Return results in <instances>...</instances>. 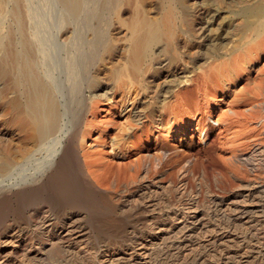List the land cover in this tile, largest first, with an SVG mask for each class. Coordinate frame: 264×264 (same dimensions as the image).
Returning <instances> with one entry per match:
<instances>
[{"label": "rangeland", "instance_id": "rangeland-1", "mask_svg": "<svg viewBox=\"0 0 264 264\" xmlns=\"http://www.w3.org/2000/svg\"><path fill=\"white\" fill-rule=\"evenodd\" d=\"M248 1L175 0L172 19L165 20L166 0H82L84 11L78 21L69 23L58 0H0V57L4 45L11 42V52L20 56L26 52L39 76L33 74L45 84L50 81L49 90L62 103L75 110L86 106L87 111L76 140L77 153L70 154L57 171L48 169L55 142L36 147L26 139L17 110L10 104L21 97L12 84L14 72L10 69L0 76V154L10 149L16 155L22 147L33 151L10 172L0 174V264H264V158L260 155L264 152V45L257 46L260 37L243 27L239 14L243 7L257 5L262 14L258 20L264 21V0ZM15 7L22 31L12 14ZM139 18L158 20L166 29L151 48L146 74L136 80L138 75L127 60ZM246 33L251 37L241 43L249 37ZM167 35L170 44L165 42ZM21 40L26 43L23 47L17 45ZM232 55L236 60L241 56L240 60L235 62ZM67 57L78 60L75 91L70 88L69 77L75 74L67 75ZM212 71L217 73L211 77ZM83 76L94 77L100 85L89 88ZM94 93L101 96L91 97ZM94 102L99 108L95 116ZM242 111L255 116L253 122L238 113ZM246 121L251 123L249 130ZM254 126L260 129L255 131ZM240 130L246 135H237ZM252 133L263 136L253 134L256 142L261 139L260 146V141H250ZM235 137H243L236 139L241 144L232 140ZM256 147L260 154L251 152ZM245 154L252 157L247 161ZM78 162L86 172L91 163L100 165L90 184L80 177Z\"/></svg>", "mask_w": 264, "mask_h": 264}, {"label": "bare ground", "instance_id": "bare-ground-1", "mask_svg": "<svg viewBox=\"0 0 264 264\" xmlns=\"http://www.w3.org/2000/svg\"><path fill=\"white\" fill-rule=\"evenodd\" d=\"M51 1V0H50ZM248 1V0H247ZM253 1V0H252ZM255 1V0H254ZM261 1V0H260ZM53 2V1H52ZM55 2V1H54ZM58 2L61 4V8H63V10L65 11V13L67 14V18H68V21H69V19H70V22L69 23H72L71 22V20H73V19H76L77 17L79 18L80 16H79V14H81L83 11H84V6L85 5H83V2H82V0H58ZM117 2V1H116ZM120 2V1H119ZM127 2V1H126ZM164 2V1H163ZM259 2V1H258ZM2 3V2H1ZM58 3V4H59ZM105 3V2H104ZM115 3V2H114ZM121 3V2H120ZM130 3V2H129ZM174 3H175V0H166V5L164 6V7H166V13H165V20H168V18H171L172 16H173V14H174V8H173V5H174ZM177 3H179V2H177ZM248 3H249V1H248ZM251 3V2H250ZM249 3V4H250ZM255 3H257V2H255ZM254 3V4H255ZM3 4V3H2ZM106 4V3H105ZM116 4V3H115ZM123 4V3H122ZM185 4V3H184ZM243 4V3H242ZM247 4V3H246ZM257 4H260V3H257ZM262 4H264V2H262ZM114 5V4H113ZM134 5V4H133ZM178 5V4H177ZM176 6V5H175ZM179 6H181L180 5V3H179ZM107 7H108V5H107ZM126 7V6H125ZM134 7V6H133ZM132 7V9L134 10V8ZM136 7H138V6H136ZM162 7V6H161ZM176 7H178V6H176ZM263 7V6H262ZM112 8V7H111ZM113 8H114V6H113ZM141 8V7H140ZM163 8V7H162ZM259 8H261V7H258L257 5H255V6H247V7H243L242 8V10H241V12L239 13L240 14V16L244 19V25H243V27H249L250 29L252 28V30H253V33H254V35L255 36H258V38L260 37H262L263 39H264V21H262V22H259V20H258V18L262 15L261 14V9H259ZM108 9V8H107ZM164 9V8H163ZM182 9V8H181ZM186 10V9H185ZM111 12H113V10H110ZM25 12H26V10H25ZM164 12H165V10H164ZM175 12H176V10H175ZM1 13V12H0ZM113 13H115V10H114V12ZM163 13V12H162ZM13 17H14V20H15V22H16V25L18 26V29L20 30V31H22L23 29H21L22 27L20 26V24H19V22H20V12H19V10H18V8L17 7H15L14 9H13ZM22 14H23V12H22ZM131 14H133V13H131ZM176 14V13H175ZM178 14V13H177ZM84 15V14H83ZM138 15H139V13H138ZM143 15V14H142ZM2 15L0 14V17H1ZM21 17H22V15H21ZM66 17V16H65ZM93 17V16H92ZM139 17V16H138ZM160 17H162V15L160 16ZM180 17V16H179ZM61 18V17H60ZM78 18L76 19V21H78ZM81 18H83L84 19V17H81ZM132 18H134V17H132ZM136 18V17H135ZM144 18V17H143ZM140 19L141 20V22H140V26L136 29V30H134L133 31V36H132V43H131V48L129 49L130 51H129V57H128V62H129V65H130V67H131V70H132V72L135 74L136 73V75H138V77H136V80H137V78L138 79H140L141 77L140 76H142L144 73H145V70L144 69H146V67L147 66H149V65H147V64H149V61L150 60H152L151 59V48H152V46L156 43V42H158V40H160V34H161V31L162 30H164V29H166L165 27L163 28V26H162V24L160 23V21H149V20H147V19ZM146 18V17H145ZM149 18V17H148ZM241 18V20H243ZM253 18V19H252ZM261 18V17H260ZM137 19V18H136ZM135 19V20H136ZM156 19V18H155ZM172 19V18H171ZM264 19V18H263ZM22 20V19H21ZM81 20V19H80ZM134 20V21H135ZM251 20V21H250ZM0 21H1V19H0ZM82 21V20H81ZM133 21V20H132ZM177 21H178V19H177ZM241 22V21H240ZM243 22V21H242ZM86 23V22H85ZM169 23V22H168ZM167 23V24H168ZM177 23V22H176ZM182 23V22H181ZM78 24V23H77ZM132 24V23H131ZM75 25V24H74ZM79 25V24H78ZM240 25V24H239ZM253 25V26H252ZM71 26H72V24H71ZM80 26V25H79ZM85 26L87 27V25L85 24ZM169 26V25H168ZM170 27V26H169ZM74 28V27H73ZM171 28V27H170ZM173 28V27H172ZM171 28V29H172ZM241 28V27H240ZM248 28V29H249ZM167 29H168V31L167 32H170L169 31V28L167 27ZM75 30H76V27H75ZM176 30V29H175ZM174 30V31H175ZM244 30V29H243ZM77 31V30H76ZM76 31H73V32H76ZM92 31V30H91ZM95 32V31H94ZM165 32V31H164ZM172 32V31H171ZM243 31L241 30V33H242ZM250 32V31H249ZM1 33V32H0ZM79 33V32H78ZM80 33H81V31H80ZM251 33V32H250ZM97 34H98V32H97ZM168 35H169V33H167ZM173 34V33H172ZM247 35V37L249 36L248 35V33H246ZM80 35V34H79ZM163 35V34H162ZM167 35V36H168ZM175 35V34H174ZM239 35H241V34H239ZM251 35H253V34H251ZM22 36V35H21ZM98 36V35H97ZM165 36V35H164ZM170 36V35H169ZM167 37L168 38V40H165V42L166 41H169L170 40V37ZM179 36V35H178ZM74 37H76L75 35H74ZM171 37H172V35H171ZM251 36H249L248 38H244V40H242L241 41V43L243 42V41H247V40H245V39H249ZM27 38V37H26ZM25 38V39H26ZM79 38H82V37H79ZM93 38V37H92ZM259 38V40L257 41V40H255V41H257V42H260V44H257V46L258 45H264V42H262V41H260V40H262V38L260 39ZM1 39V38H0ZM23 39V38H22ZM85 39H87L88 40V38H85ZM164 39H166V37L164 38ZM173 39V38H172ZM171 39V40H172ZM71 40H72V38H71ZM78 40H80V39H78ZM93 40L95 41V39L93 38ZM175 40H176V38H175ZM26 41V40H25ZM38 41V40H37ZM75 41V40H74ZM81 41H82V39H81ZM16 42V41H15ZM71 42V41H70ZM73 42V41H72ZM77 42V41H76ZM78 42H80V41H78ZM86 42V44L88 43L87 41H85ZM90 42H91V40H90ZM53 43V42H52ZM67 43V42H66ZM92 43V42H91ZM166 43H168V42H166ZM172 43V42H171ZM239 43V42H238ZM249 43H251V42H249ZM262 43V44H261ZM11 42H8L6 45H4V50H5V53L0 57V76L2 75V76H4V75H8L9 74V72H10V69L14 72V75H13V79H11L12 80V84H13V86H14V88H15V90L17 91V93L22 97H20V98H15V99H13V101L10 103L12 106H14L15 108H16V113L15 114H17L18 115V117H19V119H20V124L24 127V129H25V135H26V139L27 140H29L30 142H31V144H32V142L34 143V144H32V145H34V146H36L37 147V145L39 146L41 143H48L49 142V144L50 143H53V142H55L54 144H56V147H54V153H52V156L50 157V158H52L51 159V161H50V163L48 164V166H47V168L49 169H53V170H55V171H57V169H59L61 166L60 165H62L65 161H66V159L67 158H69L68 156L70 155V154H72V153H74V152H76L77 153V151H76V140H77V138H79V130L81 129V127H80V125L82 126L83 125V123H82V120H84V115H85V112H87L86 111V106H81V107H79L78 109H74L73 107L71 108V105L69 106H67V105H65L64 103H62L60 100H59V97H57V95H55V91L54 92H51L50 90H52V89H50L49 90V86H47L48 84H47V82L49 83L50 81H46V84L44 83L45 81H43L41 78H39V77H37L36 76V72L35 71H33V66L35 65V64H33V62H31V58L29 59V57L27 56V53L25 52V53H22L21 55L22 56H20L19 55V53H17V52H14V51H12L11 52ZM26 43L24 42V41H18L17 42V45H20L21 47H23L24 45H25ZM48 44V43H47ZM50 44V43H49ZM80 44V43H79ZM95 44V43H94ZM168 44H170V43H168ZM173 44V43H172ZM254 44V43H253ZM252 44V45H253ZM71 45V44H70ZM89 45V44H88ZM97 45V44H96ZM107 45V44H106ZM250 45V44H249ZM247 45L246 44V46H248V47H251L252 45ZM255 45H256V42H255ZM44 46V45H43ZM59 46V45H58ZM91 46H92V44H91ZM94 46V45H93ZM239 46H242V44H240ZM239 46H237V47H239ZM254 46V45H253ZM252 46V47H253ZM26 47V46H25ZM65 47H66V45H65ZM71 46H69V48H70ZM161 47V46H160ZM164 47V46H163ZM162 47V48H163ZM248 47H245L246 49H248ZM27 48V47H26ZM51 48V47H50ZM80 48V47H79ZM78 48V49H79ZM84 48V47H83ZM86 48V47H85ZM169 48V47H168ZM236 48V47H235ZM244 48V49H245ZM263 48V47H262ZM10 49V50H9ZM68 49V48H67ZM66 49V50H67ZM71 49V48H70ZM233 49V48H232ZM245 49V50H246ZM22 50V49H21ZM47 50V49H46ZM71 50H73V48L71 49ZM81 49H79V51H80ZM8 51V52H7ZM10 51V52H9ZM27 51H29V50H27ZM156 51V50H155ZM74 52H76V51H74ZM108 52V51H107ZM218 52V51H217ZM228 52V51H227ZM231 52V51H230ZM233 52V51H232ZM237 52V51H236ZM251 52V51H250ZM260 52V51H259ZM73 53V52H72ZM80 53H81V51H80ZM241 53V52H240ZM247 53H248V51H247ZM246 53V54H247ZM38 54V53H37ZM51 54V53H50ZM64 54V53H63ZM71 54V53H70ZM69 54V55H70ZM83 54V53H82ZM233 54V53H232ZM236 54V53H235ZM239 54V53H238ZM238 54H236V56L238 55ZM251 54V53H250ZM249 54V55H250ZM30 55V54H29ZM98 55V54H97ZM154 55V54H153ZM240 55V54H239ZM248 55V54H247ZM254 55V54H253ZM253 55H252V57H253ZM256 55H257V53H256ZM256 55H254V57L256 56ZM34 56V55H33ZM52 56V55H51ZM67 56V55H66ZM96 56V55H95ZM233 56V55H232ZM232 56H231V58H232ZM235 56V55H234ZM233 56V57H234ZM244 56H245V53H244ZM244 56L242 57V58H244ZM31 57V56H30ZM71 57V56H70ZM84 57H86V56H84ZM90 57H91V54H90ZM99 57V56H98ZM241 57V56H240ZM240 57H239V60H240ZM18 58H19V60L21 59V64H19V62H18V64L19 65H16V62H17V60H18ZM33 58H35V57H33ZM32 58V60H34ZM68 58V57H67ZM73 58V57H72ZM69 59L68 58V62L66 63L67 65H66V69H67V75L68 76H70V75H73V73L75 74L74 76V78L72 79L71 77H69V81H70V88L71 89H73L74 91L76 90V84H75V81H76V76H80V75H77V73H75L76 72V67L78 66V60H73V59ZM125 58H127V57H125ZM238 58V57H237ZM241 58V60L243 61V59ZM246 58V57H245ZM81 59V58H80ZM153 59H154V57H153ZM157 59V58H156ZM226 59V58H225ZM224 59V60H225ZM233 59V58H232ZM234 59H235V57H234ZM233 59V60H234ZM8 60H10V61H8ZM46 60V59H45ZM215 60V59H214ZM239 60H234L235 62H237V61H239ZM66 61V60H65ZM118 61V60H117ZM116 61V62H117ZM219 61V60H218ZM217 61V62H218ZM9 62V63H8ZM39 62V61H38ZM38 62H37V64H38ZM90 62H91V59H90ZM127 62V63H128ZM155 62V61H154ZM215 62H216V60H215ZM235 62H232V63H235ZM247 61L245 60V63H246ZM153 63V62H152ZM224 63H226V61H224ZM224 63L222 64V65H224ZM240 63V62H239ZM244 63V62H243ZM243 63H241V64H243ZM248 63V62H247ZM45 64V63H44ZM56 64V63H55ZM61 64H62V62H61ZM82 64V63H81ZM92 64V63H91ZM97 64V66H98V63H96ZM156 64V63H155ZM214 64V63H213ZM231 64V63H230ZM264 64V63H263ZM63 65V64H62ZM80 65V64H79ZM112 65V64H111ZM219 65V64H218ZM217 65V63H216V66H215V68L216 67H219ZM226 65H227V63H226ZM226 65H224V66H226ZM238 65V64H237ZM236 65V66H237ZM244 66H246L245 64H243ZM44 66V65H43ZM84 66V65H83ZM92 66H93V68H94V64H92L91 65V68H92ZM123 66V65H122ZM213 66V65H212ZM231 66H232V64H231ZM236 66H234V68L236 67ZM264 66V65H263ZM100 67V66H99ZM98 67V68H99ZM103 67V66H102ZM214 67V66H213ZM213 67H211V68H213ZM233 67V66H232ZM241 67H243V66H241ZM36 68H37V66H36ZM39 68V67H38ZM97 68V67H96ZM220 68V67H219ZM222 68H223V66H222ZM227 68V67H226ZM225 68V69H226ZM247 67H245V69H246ZM118 69V68H117ZM117 69H115V70H113V71H116ZM153 69V68H152ZM221 69V68H220ZM227 69H231V67L229 68H227ZM226 69V70H227ZM237 69H239V67H237ZM248 69V68H247ZM260 69H263V67H260ZM47 70V69H46ZM46 70H45V72H46ZM75 70V71H74ZM121 70V69H120ZM119 70V71H120ZM210 70H212V69H210ZM214 70V69H213ZM232 70H233V68H232ZM258 70V69H257ZM38 71V70H37ZM79 71H81V70H79ZM112 71V72H113ZM119 71H116L117 73H119ZM129 71H130V69H129ZM155 71V70H154ZM216 71L217 72H219V70H217V68H216ZM216 71H212L211 73H212V75L211 74H209V75H211V77L213 76V72L215 73ZM247 71V70H246ZM251 71V70H250ZM36 73L35 75L33 74V73ZM60 72V71H59ZM86 72V71H85ZM89 72H91V71H89ZM121 72H122V70H121ZM120 72V73H121ZM131 72V71H130ZM216 72V73H217ZM225 72V71H224ZM227 72V71H226ZM231 72V71H230ZM233 72H235V70L233 71ZM41 73V72H40ZM62 73V72H61ZM116 73V74H117ZM216 73H215V75H216ZM219 73H221V72H219ZM229 73V72H228ZM240 73V72H239ZM259 73H260V71H259ZM42 74V73H41ZM48 74V73H47ZM59 74V73H58ZM80 74V73H79ZM82 74V73H81ZM146 74V73H145ZM154 74V73H153ZM156 74V73H155ZM154 74V75H155ZM230 74V73H229ZM232 74V73H231ZM230 74V75H231ZM262 74V73H261ZM38 76H39V74H37ZM108 75V74H107ZM120 76V74H117V76ZM121 75H122V73H121ZM125 75V74H124ZM222 75H223V73H222ZM233 75H235V74H233ZM233 75H232V77H233ZM249 75H250V73H249ZM259 75V74H258ZM1 76V77H2ZM11 76V75H10ZM48 76H50L49 74H48ZM48 76L46 77V78H48ZM93 76H94V74H93ZM97 76H99V74H97ZM108 76H110V75H108ZM114 76H116V75H114ZM127 76V75H126ZM132 76H133V74H132ZM131 76V77H132ZM236 76V75H235ZM237 76H239V75H237ZM262 76V75H261ZM0 77V78H1ZM83 77H85V76H83ZM83 77H81V78H83ZM92 77V76H91ZM216 77V76H215ZM219 77H220V75H219ZM228 76H226V78H227ZM231 77V78H232ZM260 76H258V78H259ZM46 78H45V80H46ZM54 78V77H53ZM78 78H80V77H78ZM134 78V77H133ZM145 78H146V76H145ZM148 78V77H147ZM214 78V77H213ZM236 78V77H235ZM257 78V79H258ZM4 79V78H3ZM68 79V78H67ZM84 79V78H83ZM83 79H81V80H83ZM115 79V78H114ZM211 80H213L212 78H210ZM217 79H220V78H217ZM5 80H6V78H5ZM50 80V79H49ZM65 80V79H64ZM85 84L86 85H88L89 86V88L90 87H95V86H99L100 85V81L98 82V80L97 79H94V77L92 78V79H90L88 76L87 77H85ZM83 80V81H84ZM119 80V79H118ZM135 79H133V81H134ZM236 80V79H235ZM260 80V79H259ZM258 80V81H259ZM4 81V80H3ZM8 81H10V80H8ZM59 81V80H58ZM69 81H67L68 82V84H69ZM115 81V80H114ZM125 81V80H124ZM140 80H138V82H139ZM214 81H215V79H214ZM223 81H224V79H223ZM257 81V80H256ZM260 81H263V79L262 80H260ZM4 82H6V81H4ZM57 82V81H56ZM82 82V81H81ZM121 82H122V80H121ZM137 82V81H136ZM227 82H228V80H227ZM232 82V81H231ZM77 83H79L78 85H80V82H77ZM217 83V82H216ZM260 83V82H259ZM7 84V83H6ZM51 84V83H50ZM82 84H83V82H82ZM119 84V83H118ZM195 84V83H194ZM223 84V83H222ZM261 84V83H260ZM259 84V85H260ZM3 85V84H2ZM8 85H10V84H8ZM67 85V84H66ZM77 85V86H78ZM120 85V84H119ZM122 85V84H121ZM216 85V84H215ZM219 85V84H218ZM263 84H261V87H263L262 86ZM51 87H52V85H50ZM60 86V85H59ZM62 86V85H61ZM201 86V85H200ZM199 86V87H200ZM211 86V85H210ZM247 86V85H246ZM249 86V85H248ZM258 86V85H257ZM256 86V87H257ZM12 87V86H11ZM10 87V88H11ZM126 87V86H125ZM254 88V86H251L250 88ZM60 88V87H59ZM83 88V87H82ZM119 88V87H118ZM244 88V87H243ZM252 88V89H253ZM66 89H67V87H66ZM78 89H80V87L78 86ZM85 89V88H84ZM83 89V90H84ZM259 89H260V87H259ZM263 90H264V88H262ZM3 90V89H2ZM5 90V89H4ZM14 90V91H15ZM54 90V89H53ZM67 90H69V89H67ZM86 90V89H85ZM196 90V89H195ZM261 90V89H260ZM120 91V90H119ZM221 91H223V90H221ZM247 91V90H246ZM259 91V90H258ZM0 92H3V91H1L0 90ZM85 92V91H84ZM196 92H197V90H196ZM244 92V91H243ZM248 92V91H247ZM247 92H245V93H247ZM256 92V91H255ZM261 92V91H260ZM264 91H262V93H263ZM65 93V92H64ZM77 93V92H76ZM86 93V92H85ZM84 93V95H86ZM102 93V92H101ZM111 93V92H110ZM123 93H124V91H123ZM235 93V92H234ZM245 93H244V95H245ZM254 93V92H253ZM257 93V92H256ZM255 93V94H256ZM81 94H83L82 93V91H81ZM81 94H76L77 96L76 97H78L79 95H81ZM88 94V93H87ZM93 94V93H92ZM125 94V93H124ZM123 94V95H124ZM243 94V93H242ZM248 94H250V93H248ZM254 94V95H255ZM264 94V93H263ZM73 95V94H72ZM71 95V97H72V100H73V96ZM95 95L97 96H101V94H95L94 93V95L92 96L91 95V97H95ZM106 95V94H105ZM104 95V96H105ZM252 96V97H255V96ZM257 95V94H256ZM259 95V94H258ZM261 95V94H260ZM1 96V95H0ZM64 96H65V94H64ZM83 96V95H82ZM89 96V95H88ZM234 96V95H233ZM241 96H243V95H241ZM240 96V97H241ZM75 97V98H76ZM257 97V96H256ZM259 98H260V96H258ZM261 97H263L262 95H261ZM101 98V97H100ZM243 98L245 99V97L243 96ZM242 98V100H244ZM247 98V97H246ZM11 99V98H10ZM10 99H8V100H10ZM21 99V100H20ZM66 99V98H65ZM82 99V98H81ZM81 99H80V101L79 102H81ZM86 99V98H85ZM254 99V98H253ZM261 99V98H260ZM101 100V99H100ZM255 100V99H254ZM262 100H264V97H263V99ZM11 101V100H10ZM64 101V100H63ZM76 101V100H75ZM86 101V100H85ZM93 101V100H92ZM233 101H235V100H233ZM260 101V100H259ZM99 102V101H98ZM246 102V101H245ZM245 102H244V104H245ZM248 102H250L249 101V99H248ZM254 102H257V100L256 101H254ZM264 102V101H263ZM8 103V102H7ZM69 103V102H68ZM82 103V102H81ZM80 103V104H81ZM85 103V102H84ZM94 103H96V102H94ZM94 103H92V105H96L95 107H94V109H92L91 110V114L93 115V116H95V114H96V110H97V108H98V103H96V104H94ZM262 103V102H261ZM72 104H74V102L72 103ZM87 104V103H86ZM232 104H233V102H232ZM247 104V106H248V104L249 103H246ZM255 104V103H254ZM258 104V102L255 104V107H256V105ZM77 105V104H76ZM262 105V104H261ZM103 106V105H102ZM258 106H260V105H257V107ZM263 106V105H262ZM8 108V110H11L10 109V106H7ZM13 107V108H14ZM77 107V106H76ZM92 107V106H91ZM234 107V106H233ZM251 107V106H250ZM249 107V108H250ZM249 108H248V110H249ZM262 108V107H261ZM260 108V109H261ZM73 109V110H72ZM151 109V108H150ZM236 109V108H235ZM235 109H234V112H235V114H236V111H235ZM245 109H247V107L245 108ZM74 110H75V113H74ZM232 110V109H231ZM248 110L246 111V113H248ZM262 110V109H261ZM261 110H260V112H261ZM12 111H14V110H12ZM98 111H99V108H98ZM153 111V110H152ZM244 111V112H245ZM251 111H252V108H251ZM255 110L253 109V112H254ZM259 111V110H258ZM243 111L242 112H238V113H242V115H245V113H244ZM11 113V112H10ZM153 113H155V111L153 112ZM233 113V112H232ZM252 113V112H251ZM255 113H258L257 112V110L254 112V113H252L253 115H255ZM262 113V112H261ZM260 113V114H261ZM99 114V113H98ZM137 114H139V112L137 113ZM224 114V113H223ZM252 114H251V117L249 116L248 117V114L247 115H245L244 117L246 118V119H248V118H250L249 119V121L250 120H252V117H254L255 118V116H257V114L255 115V116H252ZM259 114V115H260ZM135 115V114H134ZM165 115H167V114H165ZM222 115V114H221ZM220 115V116H221ZM241 114H239V115H237V116H240ZM88 116V115H87ZM92 116V117H93ZM148 116V115H147ZM219 116V115H218ZM236 116V117H237ZM262 116V115H261ZM263 116H264V114H263ZM15 117H16V115H15ZM135 117H136V115H135ZM161 117V116H160ZM165 117V116H164ZM231 117V116H230ZM241 117H243V116H241ZM257 117H259V116H257ZM257 117H256V119H257ZM95 118V117H94ZM253 118V119H254ZM261 118V117H260ZM12 119V118H11ZM235 119V118H234ZM244 119V118H243ZM258 120V119H257ZM262 120V119H261ZM155 121V120H154ZM223 121V120H222ZM221 121V122H222ZM225 121V120H224ZM249 121L247 122L246 121V123L247 124H249ZM254 121H256L255 119H254ZM88 122V121H87ZM219 122H220V120H219ZM251 122V121H250ZM252 122H253V120H252ZM257 122V121H256ZM259 122V121H258ZM155 123V122H154ZM94 124V123H93ZM247 124H245V125H247ZM251 124V123H250ZM250 124L249 125H247L246 127H248V126H250ZM18 125H19V123H18ZM224 125V124H223ZM259 125H261V122H260V124ZM258 125V126H259ZM257 126V127H258ZM262 126V128H261V130L262 129H264L263 127H264V121H263V125H261ZM260 126V127H261ZM21 129H22V127L21 126H19ZM245 127V128H246ZM253 130H255V126L254 127H251ZM259 128V127H258ZM258 128H257V130H258ZM85 129V128H84ZM242 129H244V128H242ZM260 129V128H259ZM82 130V129H81ZM246 130H249V127L248 128H246ZM257 130H255V131H257ZM90 131V130H89ZM228 131V130H227ZM252 131V130H251ZM260 131V130H259ZM239 132V131H238ZM237 132V135H240L241 133H242V131L240 130V133H238ZM245 131H243V133H244ZM254 132V131H253ZM261 132H263V134H264V131H261ZM83 133V132H82ZM150 133V132H149ZM255 133V132H254ZM254 133H252V135L254 134ZM258 133V132H257ZM85 134V133H84ZM259 134H261L260 132H259ZM259 134L258 135H256V134H254L255 136H259ZM262 134V135H263ZM88 135V134H87ZM86 134H85V136L83 135V137H86L87 136ZM236 135V136H237ZM241 135H243V134H241ZM240 135V136H241ZM244 135H246V134H244ZM243 135V136H244ZM251 135V136H252ZM253 135V137H251V136H248L249 138H252V139H250V141H252L253 140V138H254V140H255V143H258L261 139H259L258 140V142H256L257 140L255 139V136ZM81 136V135H80ZM232 136V135H231ZM88 137V136H87ZM259 137H263V136H259ZM231 138H233V137H231ZM237 138H239L240 139V137H235V140L234 139H232L233 141H236V139ZM243 137H241V139L240 140H243L242 139ZM246 139V141H248V138L246 137L245 138ZM245 139H244V144H246L247 142H245ZM258 139V138H257ZM239 140V141H240ZM83 141V140H82ZM157 141V140H156ZM238 141V142H239ZM250 141L248 142V143H250ZM29 142V143H30ZM237 141H236V143H238ZM240 142H242V141H240ZM239 142V144H241ZM261 142L262 141H260L259 143V145L258 146H260L261 145ZM253 143H254V141H253ZM28 144V143H27ZM239 144H237V146L239 145ZM252 144V142L250 143V145ZM47 145V144H46ZM242 145H243V143H242ZM247 145V146H246ZM245 146H246V148L247 149H249L248 148V144H246ZM263 145V144H262ZM45 146V145H44ZM54 146V145H53ZM80 146H81V143H80ZM233 146V145H232ZM236 146V147H237ZM245 146L243 147L244 149H245ZM254 146V145H253ZM264 146V145H263ZM49 147H51V146H49ZM82 147V146H81ZM250 147V146H249ZM242 148V149H243ZM252 148V146L250 147V149ZM34 149V148H33ZM82 149V148H81ZM164 149V148H163ZM239 149H240V146H239ZM246 149V150H247ZM249 149V150H250ZM37 150V149H36ZM162 150V149H161ZM232 150V149H231ZM254 150H261L260 149V147H256L255 149H252V151L251 152H253ZM264 150V149H263ZM164 151H165V149H164ZM167 151V150H166ZM165 151V152H166ZM258 151V152H259ZM3 152V151H2ZM14 152V151H13ZM17 152V151H16ZM164 152V153H165ZM231 152V151H230ZM237 152V151H236ZM235 152V153H236ZM239 152V151H238ZM237 152V153H238ZM243 152V151H242ZM246 152H248V150L246 151ZM260 152H262V150L260 151ZM260 152L258 153V154H260ZM32 153H33V151L31 150V149H29V148H27V147H22V148H20L19 150H18V154H16V155H14L13 153H12V151L10 150V149H7V150H4V152L2 153V155L0 154V174H2V173H5L6 171H8V172H10L9 170L10 169H12V167H14L16 164H19V163H21V162H23L26 158H30L31 156H32ZM84 153H86V152H84ZM163 153V152H162ZM254 153V152H253ZM256 153V152H255ZM35 154V153H34ZM87 154V153H86ZM232 154H234V153H232ZM239 154V153H238ZM251 154V153H250ZM257 154V155H258ZM48 155V154H47ZM85 155V154H84ZM254 155V154H253ZM260 155H263L262 156V158L261 159H263L264 158V152H262V154H260ZM42 156V155H41ZM94 156V155H93ZM159 156H161V154H159ZM231 156V155H230ZM235 156H240V155H235ZM234 156V157H235ZM245 157H248V154H245L244 155ZM251 157H252V155H250ZM248 157V158H246V160L248 161V159L249 158H251V157ZM80 157V156H79ZM92 157V156H91ZM39 158V157H38ZM45 158V157H44ZM84 158H86L87 160H88V158L87 157H84ZM92 158H94V157H92ZM92 158H90L91 159V161H92ZM161 158V157H160ZM243 158V157H242ZM254 158V157H253ZM258 158V157H257ZM33 159L34 158H32L31 160L33 161ZM156 159V158H155ZM232 159V158H231ZM235 159V158H234ZM244 159V158H243ZM255 159V158H254ZM94 160H95V158H94ZM159 160H161V159H159ZM158 160V161H159ZM229 160H230V158H229ZM258 160V159H257ZM28 161H30V160H28ZM45 161V160H44ZM43 161V162H44ZM84 161V160H83ZM86 161V160H85ZM84 161V162H85ZM96 161V160H95ZM155 161H157V160H155ZM235 161H237V160H235ZM243 161V160H242ZM245 161V160H244ZM262 162H264V159L263 160H261ZM47 162V161H46ZM49 162V161H48ZM227 162V161H226ZM251 162V160L249 161V163ZM257 162V161H256ZM258 162H259V160H258ZM257 162V163H258ZM261 162V163H262ZM33 163V162H32ZM31 163V164H32ZM41 163V162H40ZM155 163V162H154ZM158 163V165H159V162H157ZM157 163H155V166L157 165ZM234 163V162H233ZM240 163V162H239ZM254 163H255V161H254ZM257 163H255V165L257 164ZM77 164H80L79 162L77 163ZM85 164H88V162L86 161L85 162ZM92 164V166H90V167H87V168H90V170L88 169L87 170V172L86 171H84L83 170V167H81L82 165L80 164V165H78L77 167H79V175H80V177H82L83 179H85L86 180V184H90V182H93V181H91V179H95V177H98L97 175H98V173H99V164L98 163H91ZM229 164V163H228ZM243 164H245V163H243ZM30 165V164H29ZM102 165V164H101ZM157 165V166H158ZM234 165V164H233ZM238 165V164H237ZM249 165H251V164H249ZM255 165H253V166H255ZM258 165V164H257ZM256 165V166H257ZM263 165V164H262ZM261 165V167H263ZM43 166H44V164H43ZM94 166H96V168L94 167ZM147 166V165H146ZM232 166V165H231ZM235 166V165H234ZM252 166V167H253ZM255 166V167H256ZM15 167H17V166H15ZM14 167V168H15ZM27 167V166H26ZM86 167V166H85ZM92 167H94V168H92ZM238 167V166H237ZM236 167V168H237ZM246 167V166H245ZM254 167V168H255ZM258 167V166H257ZM43 168V167H42ZM155 168V167H154ZM185 168V167H184ZM233 168H235V167H233ZM235 168V169H236ZM250 168H251V166H250ZM260 168V167H259ZM258 168V169H259ZM104 169V168H103ZM103 169H101V170H103ZM181 169V168H180ZM183 169V168H182ZM256 169V168H255ZM262 169V168H261ZM260 169V170H261ZM40 170V169H39ZM106 170V169H105ZM245 170V169H244ZM243 170V171H244ZM248 170V169H247ZM257 170V169H256ZM51 171V170H50ZM61 171V170H60ZM240 171V170H239ZM258 171V170H257ZM37 172L39 173V171L37 170ZM107 172V171H106ZM180 172V171H179ZM181 172H183V171H181ZM229 172V171H228ZM260 173H261V171H260ZM17 174V173H16ZM54 174H56V172L54 173ZM246 174V173H245ZM248 174V173H247ZM181 175V174H180ZM179 175V176H180ZM51 176H52V173H51ZM57 176H58V174H57ZM256 176V175H255ZM46 177V176H45ZM181 177V176H180ZM262 177V176H261ZM52 178H56L55 176L54 177H52ZM51 178V179H52ZM91 178V179H90ZM101 178H103V177H101ZM215 178H216V175H215ZM255 178V177H254ZM259 178V177H258ZM109 179V178H108ZM252 179V178H251ZM256 179H257V176H256ZM262 179H264V178H262ZM262 179H260V180H262ZM1 180V179H0ZM3 180V179H2ZM99 180V179H98ZM107 180V179H106ZM216 180V179H215ZM219 180V179H218ZM248 180V179H247ZM258 180V179H257ZM96 181V180H95ZM107 182V181H106ZM262 182H263V180H262ZM3 183V182H2ZM20 183V182H19ZM252 183V182H251ZM255 183V182H254ZM261 182H259V185H261L260 184ZM30 184V183H29ZM2 184H0V186H1ZM27 185V184H26ZM92 185H93V183H92ZM95 185V184H94ZM249 185V184H248ZM4 186V185H3ZM89 186V185H88ZM245 186H246V184H245ZM2 187V186H1ZM0 187V188H1ZM7 187V186H6ZM90 187V186H89ZM95 187V186H94ZM94 187H93V189H94ZM5 188V187H4ZM91 188V187H90ZM96 188V187H95ZM264 188V186L261 188V189H263ZM5 189H7V188H5ZM2 190V189H1ZM263 192V191H262ZM1 193V192H0ZM5 193V192H4ZM15 194V193H14ZM18 194V193H17ZM5 196H3V197H1V198H4ZM5 199V198H4ZM237 200V199H236ZM263 208V207H262Z\"/></svg>", "mask_w": 264, "mask_h": 264}]
</instances>
